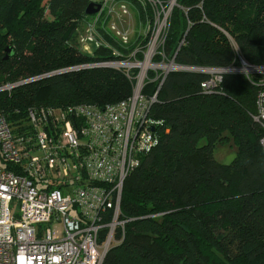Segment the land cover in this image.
<instances>
[{
	"label": "trees",
	"instance_id": "obj_1",
	"mask_svg": "<svg viewBox=\"0 0 264 264\" xmlns=\"http://www.w3.org/2000/svg\"><path fill=\"white\" fill-rule=\"evenodd\" d=\"M92 1L103 4L0 0V112L15 132L28 128L32 106L104 107L127 100L134 75L100 64L145 48L164 7L168 16L154 60L226 68L240 65L241 54L264 66V0H116L133 5L147 33L124 46L99 29L105 40L85 52L73 42L79 25L99 14H86ZM209 77L180 69L163 80L150 110L156 143L125 180L124 235L117 231L102 264H264V126L255 120L257 87L242 73H226L205 93ZM158 86L159 80L149 82L143 92L153 95ZM230 139L237 154L220 163L214 148Z\"/></svg>",
	"mask_w": 264,
	"mask_h": 264
},
{
	"label": "built area",
	"instance_id": "obj_2",
	"mask_svg": "<svg viewBox=\"0 0 264 264\" xmlns=\"http://www.w3.org/2000/svg\"><path fill=\"white\" fill-rule=\"evenodd\" d=\"M102 1L104 6L109 0ZM87 29V39L99 46L92 26ZM153 44L146 53L148 45L136 47L127 60L100 64L134 75L127 100L104 107L32 106L23 134L0 112V264H102L117 231L124 235V183L156 143L150 110L169 72L209 74L205 93L213 92L226 73L246 75L257 87L255 120L264 126V66L238 54V66L182 67L152 59ZM138 52L142 60L135 58ZM155 80L158 90L145 94L144 86Z\"/></svg>",
	"mask_w": 264,
	"mask_h": 264
},
{
	"label": "rangeland",
	"instance_id": "obj_3",
	"mask_svg": "<svg viewBox=\"0 0 264 264\" xmlns=\"http://www.w3.org/2000/svg\"><path fill=\"white\" fill-rule=\"evenodd\" d=\"M167 16L168 9H165L164 7L160 14L157 15V25L153 32V40L145 49H143L146 53L148 48L151 49L154 42L152 59H154V56L158 51L166 26ZM89 26H92V32L95 35L94 39L97 40L98 43L105 40V36L99 31V29H102L106 34L114 36L124 46H129L131 43H134L138 39L139 35H144L148 31L147 28L142 27L138 22L137 11L133 5L130 3L117 2L116 0H109L107 4L103 6L101 12L96 18L82 22L77 28L73 45L85 52H89V50L92 51L95 47H97L95 42L88 40L86 37L87 28ZM133 53L131 54L132 56ZM164 65L166 67L169 66L170 68V62L164 61ZM22 82L23 81L19 82V84ZM15 85H6V88L13 87ZM201 143H205V141L202 140ZM213 154L218 162L229 164L233 161L237 154V146L233 139H230L225 144H217L214 148Z\"/></svg>",
	"mask_w": 264,
	"mask_h": 264
},
{
	"label": "water",
	"instance_id": "obj_4",
	"mask_svg": "<svg viewBox=\"0 0 264 264\" xmlns=\"http://www.w3.org/2000/svg\"><path fill=\"white\" fill-rule=\"evenodd\" d=\"M102 8H103V4L102 3L92 1V2H90L88 4V6L86 7L85 11H86L87 15H95V14L100 13ZM11 51H12V47L8 46L6 48V53H10ZM5 58L8 59L9 58V54H6ZM56 73L57 72H53V73H51L49 75H53V74H56ZM49 75H46V76H49ZM43 77H45V76H42L41 78H43ZM36 79H39V78H36ZM22 83H26V82H22ZM22 83H20V84H22ZM17 85H19V83Z\"/></svg>",
	"mask_w": 264,
	"mask_h": 264
},
{
	"label": "bare ground",
	"instance_id": "obj_5",
	"mask_svg": "<svg viewBox=\"0 0 264 264\" xmlns=\"http://www.w3.org/2000/svg\"><path fill=\"white\" fill-rule=\"evenodd\" d=\"M154 48V47H153Z\"/></svg>",
	"mask_w": 264,
	"mask_h": 264
}]
</instances>
